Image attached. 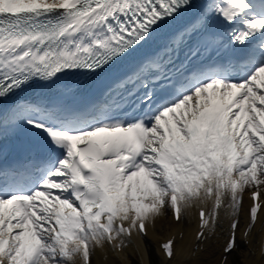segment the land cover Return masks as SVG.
<instances>
[{
	"label": "snow or ice",
	"instance_id": "snow-or-ice-1",
	"mask_svg": "<svg viewBox=\"0 0 264 264\" xmlns=\"http://www.w3.org/2000/svg\"><path fill=\"white\" fill-rule=\"evenodd\" d=\"M0 102L26 152L0 264H91L193 208L228 252L245 191V236L264 219V0H0Z\"/></svg>",
	"mask_w": 264,
	"mask_h": 264
},
{
	"label": "bare ground",
	"instance_id": "bare-ground-1",
	"mask_svg": "<svg viewBox=\"0 0 264 264\" xmlns=\"http://www.w3.org/2000/svg\"><path fill=\"white\" fill-rule=\"evenodd\" d=\"M251 204L247 191L244 193L243 210L239 216V226L235 231L236 243L240 246V261L230 262L229 254L225 252L227 239L230 236L231 219L223 212L213 231H205V239H198L197 210L193 208L191 215L181 222L173 219L171 212L163 220H158L155 226H149L147 239L155 244L161 264H264V245L262 233L264 219L257 223L245 236L250 217L246 215ZM173 238L175 255L168 258L162 251L160 244ZM139 257L140 264H154L149 254V245L144 237L133 236V243L120 250H113L110 246L104 250L97 249L91 258V264H132L131 255ZM137 264V263H136Z\"/></svg>",
	"mask_w": 264,
	"mask_h": 264
},
{
	"label": "rangeland",
	"instance_id": "rangeland-1",
	"mask_svg": "<svg viewBox=\"0 0 264 264\" xmlns=\"http://www.w3.org/2000/svg\"><path fill=\"white\" fill-rule=\"evenodd\" d=\"M144 239L146 240V242L149 245V254L151 257V260L154 262V264H161V261L159 259V256L157 255V248L155 246V244L151 243L147 237L145 236ZM240 246L238 243H236V248L233 249L230 254H229V258H230V262L233 263H238L241 259L240 257ZM131 262L132 264H140L139 261V257L136 254L131 255Z\"/></svg>",
	"mask_w": 264,
	"mask_h": 264
}]
</instances>
